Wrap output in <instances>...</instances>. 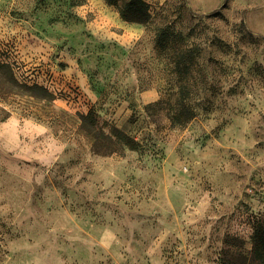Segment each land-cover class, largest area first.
I'll return each mask as SVG.
<instances>
[{
    "label": "rangeland",
    "instance_id": "1",
    "mask_svg": "<svg viewBox=\"0 0 264 264\" xmlns=\"http://www.w3.org/2000/svg\"><path fill=\"white\" fill-rule=\"evenodd\" d=\"M75 1L0 0V264H226L232 238L249 254L264 0H143L145 23Z\"/></svg>",
    "mask_w": 264,
    "mask_h": 264
},
{
    "label": "trees",
    "instance_id": "2",
    "mask_svg": "<svg viewBox=\"0 0 264 264\" xmlns=\"http://www.w3.org/2000/svg\"><path fill=\"white\" fill-rule=\"evenodd\" d=\"M83 0H76L77 4ZM108 4L118 8L120 16L130 22L145 23L150 15L148 13V5L143 0H105ZM161 41V40H160ZM3 66V64H2ZM6 65H4L5 67ZM8 67V66H7ZM179 72H184L179 69V62L176 65ZM91 116V114H89ZM175 117H172V125L175 124ZM116 138L121 142L123 147L133 148L134 141L125 133L114 130ZM113 135V132L111 133ZM110 140L109 136H106ZM111 141V140H110ZM227 242V241H226ZM236 247V252L231 253L230 259H223L226 264H264V220L258 221L255 224L252 235V248L249 254L242 253L240 247L241 242L238 239L232 238L229 241ZM228 251H224V256Z\"/></svg>",
    "mask_w": 264,
    "mask_h": 264
}]
</instances>
